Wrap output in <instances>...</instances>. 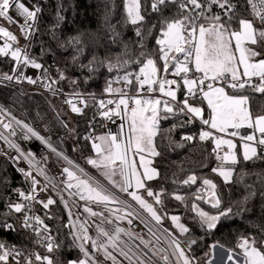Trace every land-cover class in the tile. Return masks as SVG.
Masks as SVG:
<instances>
[{
	"label": "snow or ice",
	"instance_id": "snow-or-ice-1",
	"mask_svg": "<svg viewBox=\"0 0 264 264\" xmlns=\"http://www.w3.org/2000/svg\"><path fill=\"white\" fill-rule=\"evenodd\" d=\"M105 8L104 27L116 42L122 32L110 22L107 3ZM122 9L118 23L134 29L138 55L135 59H118L116 63L108 61L106 66L109 72H119L130 64L138 65V70L124 71L123 75L108 79L103 91L109 98L104 99L75 91V79L70 80L73 91L64 93L58 85L68 79L65 72L57 68L56 76H52L40 62L51 46L45 47L40 40V55L31 51L34 41L48 34L60 48L73 50L71 61L82 70L93 73L105 63L95 55L87 64L81 62L85 51L83 34L63 40L56 34L59 21L64 19L61 8H57V24L42 33L39 4L30 8L23 0H0V18L17 25L20 31L18 37L0 25V57L12 62L10 72H0V82L39 83L52 95L65 96L63 103L78 115L89 108L90 98L95 109L93 120L99 115L112 123H116L114 117L121 121L116 133L89 132L83 137L91 141L95 152V157L85 158L86 163L97 169L106 184L0 105V141L15 152L13 155L0 149V155L12 162L27 185L11 189L15 199L0 194V206L4 209L0 212V230L16 232L21 239L20 244L0 240V264H213L217 248L227 252L223 264H264V226H258L259 234L238 236L234 247L216 241L208 246L203 257L197 256L196 248L204 237L194 235L196 228L204 235L214 233L224 221L248 211L245 205L257 191L264 198V173H255L260 185L257 190L247 183L246 177L251 173L243 167L249 162L264 161V112L253 111V96H264V0H122ZM148 38L155 41L152 51L148 50ZM124 47L127 49V44ZM29 67L40 70V75L35 79L25 75L24 69ZM170 119L179 124L163 128L161 122ZM197 120L207 127H202L198 134L183 135L177 146L188 142L202 147L204 142H210L213 146L208 155L215 160L210 173L224 186L243 184L246 194L242 199L225 205L216 179L195 171L182 180L177 179L178 173H172L173 184L186 186L183 194L178 189L169 192L163 184L157 190L150 183L169 179L155 160L162 156L157 137L176 143L171 140L176 127ZM62 124L68 128L67 123ZM89 127H93L91 121ZM17 129L23 140L35 138L65 162L62 179L50 176L42 166L47 157L38 160L31 150L24 151L14 141ZM21 161L26 162L27 168L20 166ZM202 167L207 168L208 164L202 163ZM0 185L8 187L7 177H0ZM50 190L57 193L65 208L68 202L63 192L85 202L84 219L79 215L73 219V212L68 210L67 243L58 234L53 235L45 222L53 218L50 211L45 212L44 218L35 213L37 204L49 210L57 203L51 196L40 199L39 193ZM169 197L192 214L193 226L182 222L180 215H169L165 210V199ZM202 205H208V210ZM166 220H170L171 228L164 226ZM134 221L143 225L140 231L132 230ZM125 223L127 227L123 226ZM38 248L44 249V254ZM62 248L77 250L76 258L61 259L55 255Z\"/></svg>",
	"mask_w": 264,
	"mask_h": 264
},
{
	"label": "trees",
	"instance_id": "trees-1",
	"mask_svg": "<svg viewBox=\"0 0 264 264\" xmlns=\"http://www.w3.org/2000/svg\"><path fill=\"white\" fill-rule=\"evenodd\" d=\"M32 4H39L42 7L40 14L41 20V32L47 33L53 25L57 24V8H61L60 15L64 17L62 21H59L58 27L56 28V34L61 40L74 36L77 34H83L82 39L85 45L84 54L81 56V62L87 64L93 55L97 57V60L105 61L104 64L98 65L97 70L93 73H89L86 69H81L78 64H73L71 56L73 50L68 48H60L56 41L51 40L50 35L45 34L34 41V47L31 49L33 55H40V40L45 42V47L51 46V51L47 52L41 62L48 68V70L56 76L57 68L63 70L68 79L60 81V84L66 92L71 93L73 86L70 84V80L75 79L78 83V87H75V91L88 94H106L104 88L108 79H115L117 75H123L124 71H135L138 70V65L130 64L126 68H122L117 71L109 72L107 69V62L111 61L116 63L118 59H135L138 55V47L136 44V37L132 26L121 27L118 21L123 16L122 0H29ZM108 4L110 9L109 20L112 24L116 25L117 30L122 32V36L117 38L116 42L111 39V33L104 27V15L106 12L105 4ZM174 11V9L172 10ZM166 15H170L171 12H166ZM0 25L7 27L10 31L14 32L18 37L20 31L17 25L8 24L7 21L1 19ZM23 38H20V43L23 42ZM127 44V49L124 45ZM155 44L154 39L148 38V50L152 51ZM12 62L10 58L0 57V72H10ZM168 78H173L169 75ZM121 85H114L118 87ZM179 95V94H178ZM183 98L182 96L180 97ZM52 103L57 110L58 105H62L58 99H52ZM89 108L84 110L83 115L70 113L72 120L68 124V129L72 134V142L75 147V153L80 163L86 166L90 171L96 173L95 168L86 163V157L92 156L94 151L91 149V142L85 141L83 137L85 135H79L83 131L94 129L98 135L106 134L102 122L96 126L89 127V122L92 123L93 114L95 109L91 107L93 104L92 100H88ZM66 107V106H65ZM253 111L255 113L264 112V96L261 94H255L253 96ZM59 114V113H58ZM65 123V122H64ZM173 123L179 124L176 120L162 121L161 125L167 129L172 126ZM202 126L199 122L193 124H187L184 127H176L171 133V140L176 143H169L167 138L157 137L158 150L161 151L162 156L155 158L156 162L160 165L161 171L166 172L169 179L167 181H153L152 186L159 190L161 184L169 191L179 190L180 194H183L186 190V186H180L179 184L172 183V173H178V180L185 178L191 171H195L198 175L208 174L216 179V182L220 186L223 196L224 203L227 205L229 202L242 199L243 195L246 194L243 184L234 185L227 187L223 185V182L215 177V174L210 173V168L215 166L214 157L209 156L211 153L212 144L210 142H204L203 146H196L183 142L184 146L179 147L177 144L181 143V137L183 135L198 134ZM0 149L7 151V148L1 144ZM207 149V151H204ZM202 163H207L208 167H202ZM245 170L251 175L246 177L248 184L254 185L258 190L260 185L256 178L255 173H264V161H257L255 164L249 162L247 165H243ZM183 168L185 171L181 172ZM0 177H7L9 185L4 188L0 185V194L12 195L15 199L14 194L11 192L13 188L27 187L23 183V177L20 173L15 170V167L10 164L8 160L0 156ZM195 186H193V189ZM57 201V200H56ZM166 211L169 215H180L182 222L188 224L190 227L193 226L191 219V213L185 211L184 207L174 199L170 197L165 199ZM208 210V205H202ZM248 211L242 212L240 215L235 216L231 220L224 221L223 224L214 233H204L196 228L194 235L197 237L203 236V240L199 242L200 246L196 248V254L199 257H203L205 252H208L209 245L219 241L226 247H234L238 236L241 234H259V227L264 226V198L260 197L259 192L257 195L252 197L245 205ZM4 209L0 206V212ZM50 211L52 219H45V222L51 227L53 235L59 236L65 243L68 242L66 234L69 229L65 227L68 225L67 216L58 203L50 206L49 210L43 209L42 206L38 207L39 215L44 218L45 212ZM214 211V210H213ZM165 227L171 228L170 220H166L164 223ZM0 239L20 244L21 239L18 237L16 232H8L0 230ZM29 243V241H25ZM195 247V246H194ZM77 250L73 249L69 251L67 248H62L55 255L60 256L61 259H74L77 256Z\"/></svg>",
	"mask_w": 264,
	"mask_h": 264
},
{
	"label": "built area",
	"instance_id": "built-area-1",
	"mask_svg": "<svg viewBox=\"0 0 264 264\" xmlns=\"http://www.w3.org/2000/svg\"><path fill=\"white\" fill-rule=\"evenodd\" d=\"M23 2L26 4V6L30 8L32 7V5H34L29 0H23ZM12 14L13 15L16 14L15 10H12ZM2 43L3 41L0 40V44ZM24 43L25 41L23 40L21 45H23ZM24 72L25 75L31 76L34 79L40 75V70L32 69L30 67L24 69ZM50 74L54 76L51 72ZM54 87H57V85H54ZM58 87H60L64 93H69L65 91V89L62 87L60 83ZM95 96L104 99L109 98L107 94H95ZM65 98L66 97L63 95H56V96L52 95L50 91L41 87L39 83L36 85H31L28 84L26 81L23 83H16L15 81L0 82V105H3V107L7 110V112H10L17 119L22 120L25 123L29 124L32 128L38 131L45 138L50 139L51 143L59 151L63 152L64 155L68 156L69 159L73 160L74 163L79 164L81 167H84L86 172H88L90 175L104 182L97 174L90 171L77 159L75 150H73L75 147L72 142V134L70 133V130L68 128L63 127L62 122L64 123V121L62 120V118L58 114V111L56 110V108L52 103V99H58L62 105L66 106L68 112L72 114H76L71 111L70 106L63 103V100ZM89 100L91 99L89 98ZM114 119H116V123H112L108 120H104L99 115H96L95 120H93L92 118V125L96 126L97 124L102 122L105 133H107L109 130L112 133H116L118 131V125L121 123V121L115 117ZM5 120L7 122V118H5ZM202 127L206 128L207 126H202ZM248 131L250 132L251 130ZM17 132L18 135L16 137H13L14 141L17 144H19L24 151L31 150L35 154L38 160L41 157H47L46 164L42 166L46 167L48 174L50 176H55L57 180L62 179L63 177L60 176V173L62 171V168L66 166L65 162L62 159H58L55 154L51 153L47 149V147L42 145L35 138H31L25 141L21 138L19 129H17ZM89 132H92L94 135H98V133H96L94 129L83 131L79 135H87ZM125 133H127V124H125ZM1 144L7 148V151L5 152H11L13 155H15V152L13 150L8 149L7 145L4 144L3 141H0V146ZM0 156L8 160L5 156L3 155ZM8 161L10 162L11 165H13L10 160ZM20 166L27 168V164L24 161L20 162ZM39 179H41V181L43 182L42 177ZM59 186L61 188L63 187V185H59ZM62 194L65 200L68 202V208H65L64 203L60 202V198L55 191L50 190L48 192H41L39 193V197L40 199H46L48 196H51L53 199L57 200L58 203L62 206L67 216L68 223H69V215H68L69 209H71V211L73 212V219H75L76 215H79L80 219H84L87 215L86 213H83V207H82L85 202L80 201L78 197H70L68 195V192H63ZM73 201H75L76 203L74 204ZM40 206L42 205L40 204L35 205V213L37 215H39L38 207ZM92 207L95 210V205H92ZM123 226L127 227L126 223ZM142 228L143 225L139 224L138 221H134L132 225L133 231H140ZM144 231L146 233V229H144ZM4 241L8 244H15L7 240ZM29 247H34V245L30 244ZM37 250L40 251L41 254H44V249L38 248ZM124 264H127V262H124Z\"/></svg>",
	"mask_w": 264,
	"mask_h": 264
},
{
	"label": "rangeland",
	"instance_id": "rangeland-1",
	"mask_svg": "<svg viewBox=\"0 0 264 264\" xmlns=\"http://www.w3.org/2000/svg\"><path fill=\"white\" fill-rule=\"evenodd\" d=\"M2 18H0V20H1ZM57 111H58V113H59V115H60V117L62 118V120L65 122V123H67V124H69V122L72 120V117H71V115H70V113L68 112V110H67V108L64 106V105H58V107H57ZM128 130V129H127ZM92 157H95V152H94V154L92 155ZM135 160H136V162H137V164H139V157L138 156H136L135 157ZM91 166V165H90ZM95 170H96V173H97V175L105 182V183H107V181L104 179V177H102L101 175H100V173L97 171V169L95 168ZM153 182V181H152ZM152 182H150V183H152ZM110 186V185H109Z\"/></svg>",
	"mask_w": 264,
	"mask_h": 264
},
{
	"label": "crops",
	"instance_id": "crops-1",
	"mask_svg": "<svg viewBox=\"0 0 264 264\" xmlns=\"http://www.w3.org/2000/svg\"><path fill=\"white\" fill-rule=\"evenodd\" d=\"M205 115L207 116V110L205 112ZM197 122H199L200 124L199 120H197ZM226 257H227V252L224 249L217 248L215 252V260L213 264H223V261L226 260Z\"/></svg>",
	"mask_w": 264,
	"mask_h": 264
}]
</instances>
